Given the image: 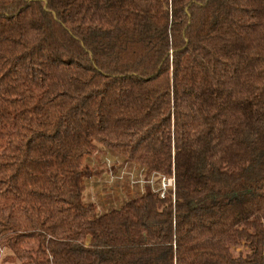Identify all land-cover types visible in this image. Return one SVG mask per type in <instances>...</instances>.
<instances>
[{
	"label": "trees",
	"instance_id": "obj_1",
	"mask_svg": "<svg viewBox=\"0 0 264 264\" xmlns=\"http://www.w3.org/2000/svg\"><path fill=\"white\" fill-rule=\"evenodd\" d=\"M0 261L264 264V0H0Z\"/></svg>",
	"mask_w": 264,
	"mask_h": 264
},
{
	"label": "rangeland",
	"instance_id": "obj_2",
	"mask_svg": "<svg viewBox=\"0 0 264 264\" xmlns=\"http://www.w3.org/2000/svg\"><path fill=\"white\" fill-rule=\"evenodd\" d=\"M84 163L90 166L97 176L82 180V199L85 204L94 203L99 214L141 196L148 185L143 182V172L140 168L123 163L122 158L116 155L98 153L91 159L86 158ZM151 178L154 181L153 188H158V178ZM0 264L4 263L0 261Z\"/></svg>",
	"mask_w": 264,
	"mask_h": 264
},
{
	"label": "built area",
	"instance_id": "obj_3",
	"mask_svg": "<svg viewBox=\"0 0 264 264\" xmlns=\"http://www.w3.org/2000/svg\"><path fill=\"white\" fill-rule=\"evenodd\" d=\"M158 188H153L154 187V181L149 179V181H143L146 184L150 186V188L158 193H160V196L163 197L167 189H174V178H163L160 177L158 178Z\"/></svg>",
	"mask_w": 264,
	"mask_h": 264
}]
</instances>
